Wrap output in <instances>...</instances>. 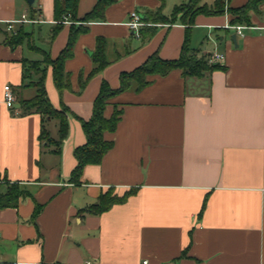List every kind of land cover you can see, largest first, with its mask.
<instances>
[{
	"label": "crops",
	"instance_id": "obj_1",
	"mask_svg": "<svg viewBox=\"0 0 264 264\" xmlns=\"http://www.w3.org/2000/svg\"><path fill=\"white\" fill-rule=\"evenodd\" d=\"M187 1L115 0L103 19L86 21L98 0H80L76 20L68 16L54 34L55 0H0V192L22 191L16 203L0 205V264L264 263V3L241 23L242 33L229 12L198 14L190 45L224 54L217 62L223 68L203 77L180 68L149 74L141 89L109 98L105 117L121 110L117 127L104 132L113 145L99 163L85 165L79 181L71 177L75 149L87 142L80 118L92 116L102 82L118 88L121 74L152 54H181L187 34L180 15L171 23L145 16L161 6L170 16ZM133 11L143 26L156 24L154 34L135 33ZM24 13L37 21H19ZM72 23L87 29L64 64L70 86L60 92L52 64H41L48 98L68 121L61 140L59 116L23 112L21 101L37 94L32 82L40 78L35 69L25 77V68L47 54L58 57ZM19 30L29 35L10 43ZM98 37L110 62L91 73ZM5 84L15 93L13 108L5 104ZM135 187L124 202L85 210L103 193L122 196Z\"/></svg>",
	"mask_w": 264,
	"mask_h": 264
},
{
	"label": "trees",
	"instance_id": "obj_2",
	"mask_svg": "<svg viewBox=\"0 0 264 264\" xmlns=\"http://www.w3.org/2000/svg\"><path fill=\"white\" fill-rule=\"evenodd\" d=\"M80 0H55V19L58 21L54 28V34L62 26L64 16H70L72 20L75 19V12L77 10L78 2ZM115 2V0H98L94 8L88 12L83 20L103 19L104 12L107 6ZM164 2V0H163ZM264 0H247V2L239 7H231L230 0H215L213 4L208 5L203 3V0H188L174 6L172 14L167 16L162 11V6L157 10L147 13L144 19L157 23L167 22L171 23L180 15L181 22L186 25L185 40L182 46L181 54L175 59H164L159 57L156 53L148 57V59L138 66L132 72H123L121 74V84L118 88H111L107 81H103L100 92L94 101L93 113L89 119L80 118L85 133L87 135V142L75 149L77 158L76 167L72 171V179L79 181L83 173L85 165L89 163H99L103 155L113 145V142L104 138V132L107 130H114L121 117V110L115 109L111 117H105L104 110L107 101L117 93L127 90V88L135 87L141 89L150 81L147 79L149 74H167L171 69L180 68L184 76L203 77L206 71L223 68V65L217 62H210L208 54H200L199 49L190 45V29L195 22V17L200 14H221L229 12L232 14L230 19L231 25L251 22V11H260V5ZM157 26L150 24L140 28V32L145 39L154 34ZM87 27L83 25L72 28L69 34L67 46L61 51L58 57L52 60L49 54L46 55L43 61H32L24 70V76L28 77L30 71L35 69L40 73V78L32 82L37 87V94L27 100L21 101L23 112L40 111L47 115H57L60 118V138L61 140L67 135L68 121L64 116V112L56 109L48 98L46 87L44 84L45 67L42 63H51L53 66L54 81L60 92L70 86L69 74L65 70V61L73 54V46L78 35L86 30ZM29 35L28 32L19 30L18 33L9 40L10 43L16 44ZM97 48L94 52L95 67L91 73L101 71L110 61L105 58V40L103 37H98ZM44 133V132H43ZM59 142V141H58ZM136 191L131 188L125 194L119 196L112 194L111 191L101 194L99 200L86 208L85 210L92 213H99L109 208L114 203L124 202L127 198ZM22 195L17 187L11 186L7 192H0V205H10L17 202L19 196ZM41 264H58V263H41Z\"/></svg>",
	"mask_w": 264,
	"mask_h": 264
},
{
	"label": "built area",
	"instance_id": "obj_3",
	"mask_svg": "<svg viewBox=\"0 0 264 264\" xmlns=\"http://www.w3.org/2000/svg\"><path fill=\"white\" fill-rule=\"evenodd\" d=\"M18 20L19 21H32V22L37 21V19L28 18L26 13L22 14L21 18ZM64 22H69V18L67 16H64ZM143 24H144V21L142 20L141 15L136 11L131 12L129 25L135 31V33L137 35H140V28L143 26ZM234 26H235L238 33H242L243 26L241 24H236ZM12 27H13V24L11 21L9 23V28H12ZM223 60H224V54H222V53L215 52V53H212L209 55V61L210 62L214 63V62H220ZM4 88L5 89H3V96H4L5 104L9 108H13L15 101H16V97H15V93L13 91V88L10 84H5ZM143 263L147 264L148 260H144Z\"/></svg>",
	"mask_w": 264,
	"mask_h": 264
},
{
	"label": "water",
	"instance_id": "obj_4",
	"mask_svg": "<svg viewBox=\"0 0 264 264\" xmlns=\"http://www.w3.org/2000/svg\"><path fill=\"white\" fill-rule=\"evenodd\" d=\"M28 2L31 4V5H35L36 4V0H28ZM234 38L236 37V34L233 35Z\"/></svg>",
	"mask_w": 264,
	"mask_h": 264
}]
</instances>
